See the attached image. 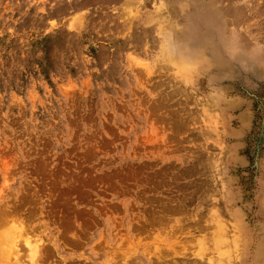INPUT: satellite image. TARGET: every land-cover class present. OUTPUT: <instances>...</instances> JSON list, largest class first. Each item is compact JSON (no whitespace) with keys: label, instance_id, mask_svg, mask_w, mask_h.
Returning <instances> with one entry per match:
<instances>
[{"label":"rangeland","instance_id":"rangeland-1","mask_svg":"<svg viewBox=\"0 0 264 264\" xmlns=\"http://www.w3.org/2000/svg\"><path fill=\"white\" fill-rule=\"evenodd\" d=\"M0 234V264H264V0H0Z\"/></svg>","mask_w":264,"mask_h":264},{"label":"bare ground","instance_id":"bare-ground-1","mask_svg":"<svg viewBox=\"0 0 264 264\" xmlns=\"http://www.w3.org/2000/svg\"><path fill=\"white\" fill-rule=\"evenodd\" d=\"M167 47H168V46H167ZM169 59H171V58H169ZM172 59H174V58H172ZM222 179H223V178H222ZM212 181H213V179H212ZM215 181H216V180H215ZM220 182H221V180H220ZM205 183H206V182H205ZM205 186H206V185H205ZM220 204H221V203H219L218 205L220 206ZM219 206H218V208H219ZM215 207H216V206H215ZM216 210H217V209H216ZM220 210H222V209H220ZM221 216H223V215H221ZM224 216H225V215H224ZM247 216H248V215H247ZM219 217H220V216L217 215V218H216L217 220H216V223H215V224H217V225H218L219 223H221V222L219 221V219H220ZM151 218H152V217H151ZM247 218H248V217H247ZM221 219H222V218H221ZM214 222H215V221H214ZM228 232L231 233V232L229 231V229H228ZM6 233H8V232H5L4 235H7V236L10 235V234H9L10 232H9L8 234H6ZM219 234H223V235H225L224 232H221V233H219ZM0 236H1V234H0ZM1 238H3V236H1ZM256 238H257V237H256ZM2 241H3V240H2ZM108 241H109V240H108ZM233 243H234V244L237 246V248H238V245H237L238 243L235 242V241H234ZM240 243H241V242H240ZM27 244H28V241L26 242V245H27ZM161 244H162V243H161ZM12 245H13V244H12ZM252 246H253V245H252ZM237 248H236V249H237ZM12 251H13V250H12ZM14 251H15V250H14ZM14 251H13V252H14ZM16 251H17V249H16ZM18 252H19V251H18ZM38 252H39V251H38L37 247L32 248V249H31L32 257L36 256V254H37ZM137 252H138V251H137ZM140 252H141V251H140ZM251 252H252V251H251ZM1 253H2V251H1ZM1 253H0V255H1ZM14 254H15V252H14ZM2 256H4V255L2 254ZM2 256H1V258H3ZM6 256H7V254H6ZM13 256H14V255H13ZM39 256H40V255H39ZM162 257H163V256H162ZM237 257H238V255H237ZM4 258H5V260H7L6 258H8V257H4ZM4 258H3V259H4ZM12 259H13V258H12ZM9 260H11V259L9 258ZM31 260H32V259H31ZM140 260L142 261V259H140ZM207 260H208V259H207ZM250 260H251V259H250ZM177 261H178V260H177ZM208 261H209L208 263H201V264H216V261H214V260H208ZM6 262H7V261H6ZM10 262H11V261H10ZM182 262H183V261H182ZM36 263H37V262H36ZM143 263H144V262H143ZM146 263H147V262H146ZM14 264H15V263H14ZM175 264H177L176 261H175ZM180 264H182V263H180ZM228 264H233V262H232V261H231V262H228ZM261 264H263V263H261Z\"/></svg>","mask_w":264,"mask_h":264}]
</instances>
